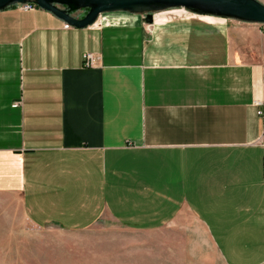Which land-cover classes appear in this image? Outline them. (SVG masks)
Returning <instances> with one entry per match:
<instances>
[{"label":"crops","instance_id":"crops-1","mask_svg":"<svg viewBox=\"0 0 264 264\" xmlns=\"http://www.w3.org/2000/svg\"><path fill=\"white\" fill-rule=\"evenodd\" d=\"M188 14L0 11V195L28 223L264 264V31Z\"/></svg>","mask_w":264,"mask_h":264},{"label":"rangeland","instance_id":"rangeland-1","mask_svg":"<svg viewBox=\"0 0 264 264\" xmlns=\"http://www.w3.org/2000/svg\"><path fill=\"white\" fill-rule=\"evenodd\" d=\"M257 1L264 5V0ZM176 15L191 17L183 9L153 14L169 19ZM225 20L246 33L264 31V25ZM159 245L156 234H136L111 223H98L79 233L38 229L23 218L16 196L0 195V264H205L193 255L188 242L176 243L178 250L169 252ZM163 252L169 254L164 261ZM208 253L206 264H221L214 252Z\"/></svg>","mask_w":264,"mask_h":264},{"label":"water","instance_id":"water-1","mask_svg":"<svg viewBox=\"0 0 264 264\" xmlns=\"http://www.w3.org/2000/svg\"><path fill=\"white\" fill-rule=\"evenodd\" d=\"M33 3L65 24L85 29L102 14L143 15L152 24L153 14L183 9L193 15L264 25V5L257 0H0V11L18 4Z\"/></svg>","mask_w":264,"mask_h":264},{"label":"built area","instance_id":"built-area-1","mask_svg":"<svg viewBox=\"0 0 264 264\" xmlns=\"http://www.w3.org/2000/svg\"><path fill=\"white\" fill-rule=\"evenodd\" d=\"M16 7L20 10V11H32V10H35V9H38V7L33 4V3H26V4H18L16 5ZM65 29H69L71 28V26H69L68 24H64L63 26ZM82 59H83V63H84V66L87 67V68H91L93 67V57L91 54H84L82 56Z\"/></svg>","mask_w":264,"mask_h":264},{"label":"bare ground","instance_id":"bare-ground-1","mask_svg":"<svg viewBox=\"0 0 264 264\" xmlns=\"http://www.w3.org/2000/svg\"><path fill=\"white\" fill-rule=\"evenodd\" d=\"M198 16V15H197Z\"/></svg>","mask_w":264,"mask_h":264}]
</instances>
